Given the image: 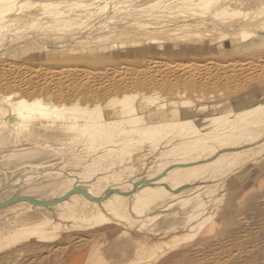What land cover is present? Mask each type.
I'll return each instance as SVG.
<instances>
[{
	"label": "bare ground",
	"instance_id": "6f19581e",
	"mask_svg": "<svg viewBox=\"0 0 264 264\" xmlns=\"http://www.w3.org/2000/svg\"><path fill=\"white\" fill-rule=\"evenodd\" d=\"M203 40L237 59L234 76L218 63L217 79L187 78L223 109L160 102L158 77L146 76L182 69L172 61L133 60L123 77L66 66L51 73L55 89L32 85L76 44H95L93 54ZM40 51L47 58L32 66L7 62ZM263 65L264 0H0V85L11 89L0 93V189L15 169L30 172L0 191V205L23 198L0 208V264H264V74L251 73ZM84 79L95 87L81 89ZM102 83L117 94L105 107L78 92L67 103Z\"/></svg>",
	"mask_w": 264,
	"mask_h": 264
},
{
	"label": "rangeland",
	"instance_id": "374dc122",
	"mask_svg": "<svg viewBox=\"0 0 264 264\" xmlns=\"http://www.w3.org/2000/svg\"><path fill=\"white\" fill-rule=\"evenodd\" d=\"M123 40L125 41L124 38H123ZM206 42H207V40H203V42H200L198 44H189V45H184V44L183 45L182 44H172V45L169 44V45H165V46H152V45L150 46V45H144L142 47L140 46V47H136V48L135 47H124V48L114 47V48H110V49L106 50L105 52L104 51L103 52L102 51H99V52H95L93 54H91V51L93 52V51H97L99 49V48H95L94 47L95 44L93 45V44H89L87 42L86 43H83V44H76V45H73V47L75 49H77V50L79 49V51H77L78 52L77 54H75L74 56L67 55V56L60 57L58 59L59 61H57L59 64H57L56 66H51V67L46 66L41 71L39 77L32 83V85L42 84L43 87H44V89H42V91H44V90L45 91L46 90L50 91V89H55L56 86L53 87V85H51V82L49 81V78L51 76V73L54 72V71H57L60 68L66 67V66L74 67V68H77V69H83V70H87V71H91V72L94 71V69H95L94 67L95 66H99L98 69H96L95 71L102 72V73H107L111 77L112 76L123 77V74L125 73V71L127 69L130 68V63L133 62V60H135V62L138 61V63H142L144 61H147V59H154V60H157V61L162 62V63L163 62L166 63V62H171L172 61V62H175L177 64L180 63V66L182 65V67H180V68H182V69H179V67H173V68H171L172 70L170 69V71H166V72L165 71H162L161 72L163 74L166 73L167 76L168 75H172L171 77L168 76L167 79H166V74L163 75V74L160 73V71L159 72L158 71L156 72V70L154 72L152 71L153 73L152 72H149L150 73V74L148 73L149 75L147 74L149 78L146 76V78H147V80L149 82H151V79H154V78L158 77V78H156V79H159L158 80V83L156 84L157 87H155L153 85L156 89L154 87H152V86H151V88H154L155 90L163 91V92H161V94L163 96L167 94L166 97H164L165 100L160 101V102H163V103H165V102H168L169 103V101H171V102L172 101L182 102V99L183 100H187V98H188L190 101H193V104L195 105L194 106L195 107L194 109L199 108L202 105H208V106L211 105V106H215V107H218L220 105H223V107H222V109H223L226 104L225 103H221L220 104L219 103V100H216L215 98H208V99H206L207 98L206 97V98H203L205 100L201 99V100H203V101H201L199 99V96H196V95H198V93L202 94L201 93V89H200V91L198 89L201 86L199 87V85H198L197 86L198 88H196L194 86H190V85H192V84H190L191 82L187 81V78L189 80V78L193 74L199 76L200 73H201V76L203 74V80H201V82L202 81H207L208 82L210 79L213 80L216 77L219 78L221 75L218 74V72L216 70H214V68H213V67H216L218 63H219L218 65H220V64H228V66L230 65V72L229 71L228 72L231 75H232V72L231 71L237 72V73H234L233 72V75L232 76H234L236 74H239L238 69H236V67L234 68V65H233L237 61L236 58L233 59L234 57H231L230 55L229 56L228 55H225V52L224 51H216L214 49H212V50H206L204 48V43H206ZM183 48H188V50H184ZM113 49L114 50H117V51H114ZM134 50H138V51L137 52H133ZM45 53L47 54L48 52H41L40 51V52H37V53H31V54H28V55H18V54L17 55H12V56H10L8 58L7 62H10V63H14L15 62V63H18V64H24V65H27V66H32L35 61H37V60L39 61L40 59L41 60L46 59L47 56H46ZM114 54H116V55H114ZM97 56H105V57H99L98 58ZM76 57H78L79 59H82V60H87V59L90 58V61L83 62V63H78V64L71 63V62H73L72 59L74 58V60H75ZM222 57L225 58V59L223 60ZM220 58H221L222 61L220 60ZM93 59H95V60H93ZM228 59H231V61L228 60ZM225 60H226V62H229V63H226ZM254 62L256 63L258 61H254ZM255 65H257V63ZM185 66L187 68H185ZM231 66H233V67H231ZM204 68H206L207 70L208 69H210V70L212 69V70L211 71L205 70V72H204ZM232 68L235 69V70H237V71L232 70ZM183 69H184V71H183ZM186 69H188L189 71L187 70V72H186ZM256 69H257L258 72L256 71ZM256 69L254 71H252L251 73L256 72L254 74H261L263 72V74H264V71H263L264 65H263V68L261 67L260 69H258V68H256ZM175 70H176V72H174ZM199 70H201L200 73L199 72L196 73V71H199ZM171 71H173L174 73L171 72ZM214 71H215V73H214ZM189 72H193V73L191 74ZM132 73H133V75H132L133 78H135V76L137 74H139L137 72H135V73L132 72ZM159 73L161 75H163L164 79H162L163 77ZM172 73L174 74V76H173ZM183 73H184L185 76L183 75ZM187 73H189V74H187ZM158 74H159V76H158ZM45 76L47 77V79H44ZM168 79H170L168 81V84L170 82L169 87H168L167 84H165ZM200 79H202V77ZM163 80H165V82ZM159 81H160V83H159ZM92 82L90 80L84 79V80H82L80 82V84L83 87H85V88L81 87V85H79V86L81 87V89H86V86L88 88V87H90V86H92L94 84V82L93 83ZM130 82H132V80ZM202 83H204V82H202ZM105 85H106V83H102V84H99L96 87L98 89V90L96 89V92L99 93V94L95 93L94 97H93V95L90 97V96H86L85 94L81 96L82 93L80 94L79 91L72 92V93L69 92V96H68V99L66 101H67L68 104L69 103H72V100L74 99V96L73 95L79 93L78 94V99H79V101L82 104L88 103L90 105H93L96 102H99L100 101V103L104 104V107H105V105H106L105 103L110 99V97L112 95H117V94L109 95L108 93H105L104 90H100ZM131 85H132V83H131ZM165 85H166V87H165ZM241 85L242 86H240V87H244L248 91L252 87H255L257 84H254V85L252 84L250 87L246 86L245 84H241ZM243 85H245V86H243ZM135 86L132 85L133 90L134 89L135 90L142 89L141 91H144L145 90L144 88H141L142 86H137L138 89ZM92 87H95V86H92ZM145 88H146V92H147V90H150L151 89V88L148 89V87H145ZM193 88H196L197 90H195ZM92 89L95 90V88H92ZM10 90H11L10 88H5V87H3V86L0 85V93L1 94L2 93L3 94H7V93L10 92ZM178 91L184 92V95H186V97L185 96H183V97L182 96H178L176 94ZM170 92L172 94H175V95H171ZM190 92H193V93H191L192 95H190ZM205 92L209 93L210 90L209 89L208 90L205 89ZM187 93H188V95H187ZM96 94L99 95V96H97ZM194 94H195V97H197V99H195V97H193ZM176 95H177V97H176ZM189 95L192 96V97H189ZM83 96H85V97H83ZM179 97H181V98H179ZM209 99H211V100H209ZM47 103L52 104V105L53 104H59V102L52 101V100L51 101H47ZM151 106L153 107V106H155V104L154 105H151ZM151 106H150V108H151ZM172 108H174V107L172 105L170 106L168 104L167 110L172 109ZM179 108H180V110H183L184 109L181 106ZM217 110L220 111L221 108L219 107V108H217ZM104 111L106 113H109L111 110H109V108H106V109L104 108ZM189 115H194V116H197L199 119H201L206 114H204L202 112L201 113L190 112ZM16 158H17V161H19V159H18L19 157H15V158H12L11 159V160H13L12 161L13 163L14 162H17V161H14V160H16ZM5 162H7V161H5ZM3 163H4V161H3ZM23 168L21 167L20 169L21 170H24ZM20 169L17 171V173H14V171L17 170V169H15L13 172H11V173H14V175L10 173V176L12 175L13 178L12 177H9V180L7 181V183H5L2 187H5V188L20 187L21 182H22L21 181L22 178L24 176H27L28 173H30V172H25V171H28L27 169L24 170V172H21ZM18 173H19V179L20 180H19V182H16L15 183L16 185H15L14 184V181L12 179L15 178V175H16V178H17ZM138 176L141 178V180L139 182L135 183V189H138L144 182H147L146 180L148 179V178L145 177V174L143 173V171L142 172H139L138 173ZM74 178H75L74 184L76 185V188H75L74 192H79L80 190H78L79 189L78 185H79L81 179L79 177H76V176ZM11 180L13 182H11ZM5 188H1L0 191H2V189H5ZM36 198L37 197L31 196L30 198H26V199H27V201L32 202L34 205H46V206H49V205L51 206L53 203H56L57 201H59L58 199L57 200H52V201H50V200H47V201H45V200H36ZM20 199H23V198L17 197V196H13V197L10 198V200H8L7 202H5L4 204H1L0 205V208L5 207V206H7V205H9L11 203L13 204V203L19 201ZM78 234H81V233H78ZM65 235H73V233H67ZM54 244H56V243H54ZM54 244H51V245H54ZM43 254L44 253H41L39 255L42 256ZM39 255H37L36 257H41ZM43 257L44 256H42L41 258H43ZM23 258H24V255L23 256H20L19 260H17V263H19L21 261V259L23 260Z\"/></svg>",
	"mask_w": 264,
	"mask_h": 264
}]
</instances>
